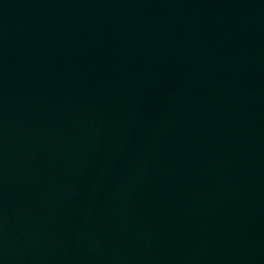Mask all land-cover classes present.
Listing matches in <instances>:
<instances>
[{
    "label": "water",
    "instance_id": "obj_1",
    "mask_svg": "<svg viewBox=\"0 0 264 264\" xmlns=\"http://www.w3.org/2000/svg\"><path fill=\"white\" fill-rule=\"evenodd\" d=\"M0 264H264V0H0Z\"/></svg>",
    "mask_w": 264,
    "mask_h": 264
}]
</instances>
